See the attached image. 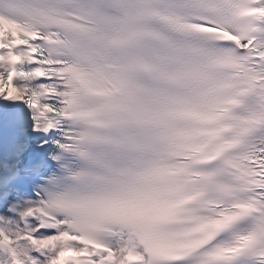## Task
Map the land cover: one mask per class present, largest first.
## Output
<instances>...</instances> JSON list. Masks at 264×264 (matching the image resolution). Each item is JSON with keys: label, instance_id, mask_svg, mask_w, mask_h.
Returning a JSON list of instances; mask_svg holds the SVG:
<instances>
[{"label": "snow or ice", "instance_id": "6c2138e0", "mask_svg": "<svg viewBox=\"0 0 264 264\" xmlns=\"http://www.w3.org/2000/svg\"><path fill=\"white\" fill-rule=\"evenodd\" d=\"M0 264H264V0H0Z\"/></svg>", "mask_w": 264, "mask_h": 264}]
</instances>
